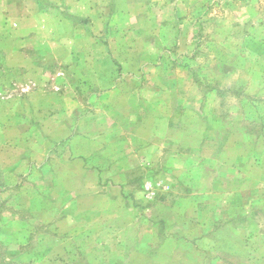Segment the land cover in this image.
<instances>
[{"label":"rangeland","instance_id":"obj_1","mask_svg":"<svg viewBox=\"0 0 264 264\" xmlns=\"http://www.w3.org/2000/svg\"><path fill=\"white\" fill-rule=\"evenodd\" d=\"M0 264H264V0H0Z\"/></svg>","mask_w":264,"mask_h":264}]
</instances>
